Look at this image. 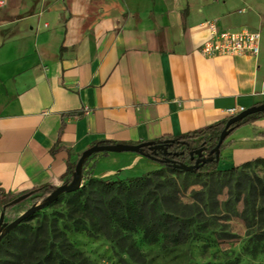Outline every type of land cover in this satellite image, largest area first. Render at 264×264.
Segmentation results:
<instances>
[{
	"label": "crops",
	"instance_id": "1",
	"mask_svg": "<svg viewBox=\"0 0 264 264\" xmlns=\"http://www.w3.org/2000/svg\"><path fill=\"white\" fill-rule=\"evenodd\" d=\"M209 22L259 32L260 56L203 58ZM263 105L264 0H8L0 10V201L68 184L101 144H156L220 124L230 109ZM260 160L264 119L226 141L219 169ZM144 161L97 158V178L133 173Z\"/></svg>",
	"mask_w": 264,
	"mask_h": 264
},
{
	"label": "rangeland",
	"instance_id": "2",
	"mask_svg": "<svg viewBox=\"0 0 264 264\" xmlns=\"http://www.w3.org/2000/svg\"><path fill=\"white\" fill-rule=\"evenodd\" d=\"M225 145V144H224ZM98 154L83 170L80 191L62 196L46 210L2 233L0 264H23L20 244L46 232L40 253H28L26 264H264V164L252 162L216 174H188L145 158L133 173L97 178ZM130 162L120 163L125 169ZM190 166L189 164H185ZM191 167V166H190ZM76 167L74 170L76 171ZM131 180H143L139 186ZM71 181L64 186H72ZM106 183H116L108 187ZM48 199L20 196L0 201V219L11 226ZM86 203L148 206L154 243L143 232L126 233L97 213L79 211ZM82 207L80 210H82ZM109 224L108 227L105 225Z\"/></svg>",
	"mask_w": 264,
	"mask_h": 264
},
{
	"label": "trees",
	"instance_id": "3",
	"mask_svg": "<svg viewBox=\"0 0 264 264\" xmlns=\"http://www.w3.org/2000/svg\"><path fill=\"white\" fill-rule=\"evenodd\" d=\"M61 53L63 54V49ZM262 119H264V113L251 116L245 119L244 121L238 123L237 125H235L230 129L228 133L227 141L237 131L246 128L256 122H259ZM231 120L232 119L228 118L227 120H225L220 124H217L203 131L189 134L186 136H181L177 138L168 137L156 144L161 145L166 142H170L168 152L178 154L181 157V161L179 164H187L186 162H189L191 160V157L197 156L198 153L202 152V154L209 156L211 159H213V161H209L206 165H204L199 171V174H204V175L216 174L219 171L220 162H217L215 157H211V154L215 151V149L219 145L221 136ZM100 146H104V145L101 144ZM223 150H224V146L221 149V155L223 153ZM144 153L152 157L157 156L154 153L150 152L149 149H146ZM257 163L264 164V161L260 160L257 161ZM75 172L76 171L74 170V168L70 170V174L72 176L75 175ZM142 182L143 180H131L130 184L132 185L136 184L135 187H137V185L139 186V184H141ZM105 185L108 187H112L121 184L106 183ZM56 190L57 189L55 188H45L41 190L40 192L41 196L37 198L48 199L53 195V193H55ZM29 197L32 196L30 195ZM81 207L79 204L80 209ZM147 207H148L147 205L145 207H140L138 203L128 204L127 206H118V205L114 207L110 206L108 208H106L102 204L99 205L97 204L96 208L92 210L91 204L86 203V205L82 207V210L79 209V211H82L83 213L87 211L88 212L92 211L94 213H97L101 220L102 219L104 220V218L107 219L108 220L107 223L109 222V224L114 223L118 225V228L126 233H138L141 231L144 233L146 239L149 242L154 243L157 238L152 235L157 230H155L154 228L152 229L150 228V224L152 223L151 219H154V217L149 216ZM109 224H106L105 226L108 227ZM45 236H46V232L40 230L34 233L33 235H31L28 239H25L21 242V244L19 245L20 246L19 254L22 255L23 264H26L25 262L27 261L28 259L27 257L29 256L28 253L34 254V253H40V251H42V247L44 243L43 238ZM38 264H43V263H38ZM54 264H64V262L62 260H58L55 261Z\"/></svg>",
	"mask_w": 264,
	"mask_h": 264
},
{
	"label": "water",
	"instance_id": "4",
	"mask_svg": "<svg viewBox=\"0 0 264 264\" xmlns=\"http://www.w3.org/2000/svg\"><path fill=\"white\" fill-rule=\"evenodd\" d=\"M264 113V105L258 108H253L251 110H248L244 114L232 119L230 123L227 125L225 131L223 132L219 145L215 149V151L211 154V157H215L217 162L221 161V149L224 146L225 142L228 138V133L232 127L237 125L238 123L244 121L245 119ZM169 146L170 142H166L161 145L157 144H145L139 147H133V146H96L93 149L89 150L84 154V156L81 158L80 162L77 165L76 172L74 175V182L72 186H62L58 188L53 195L48 198L45 204L35 207L31 209L29 212H27L22 218H20L17 222L12 224L11 226H7L5 224V216L2 215L0 219V243L3 240L2 233L6 232L7 235L13 233L22 223L30 219L31 217L35 216L36 214H39L40 212L46 210L51 205L56 203L62 196L74 194L78 191H80L83 187V170L86 162L91 159L93 156L98 154H137L141 155L144 158H147L148 160H151L153 162H157V159L155 157H152L150 155H146L144 151L146 149H149L150 152L154 153L155 155H158L159 153H164V156H168L169 152ZM197 156L199 157V161L197 162L196 166H187L185 164H178L175 162H166L168 166L173 168L174 170H178L184 173L188 174H198V172L201 170V168L206 165L211 160H204L202 152L198 153Z\"/></svg>",
	"mask_w": 264,
	"mask_h": 264
},
{
	"label": "built area",
	"instance_id": "5",
	"mask_svg": "<svg viewBox=\"0 0 264 264\" xmlns=\"http://www.w3.org/2000/svg\"><path fill=\"white\" fill-rule=\"evenodd\" d=\"M8 0H0V10L7 7ZM210 39L200 50L205 59L215 58H258L260 56L261 34L247 27L238 30H224L217 22H209ZM247 112L244 108H234L226 112L234 119Z\"/></svg>",
	"mask_w": 264,
	"mask_h": 264
},
{
	"label": "flooded vegetation",
	"instance_id": "6",
	"mask_svg": "<svg viewBox=\"0 0 264 264\" xmlns=\"http://www.w3.org/2000/svg\"><path fill=\"white\" fill-rule=\"evenodd\" d=\"M203 155V159L204 160H210L211 158L205 154ZM157 159V162L160 164H166V162H175V163H180L181 161V157L178 154L169 152L168 156H164V153H159V155H157L155 157ZM199 161V157L197 156H193L191 157V160L189 162H186L187 164H189L190 166H196L197 162ZM168 166V165H167Z\"/></svg>",
	"mask_w": 264,
	"mask_h": 264
}]
</instances>
